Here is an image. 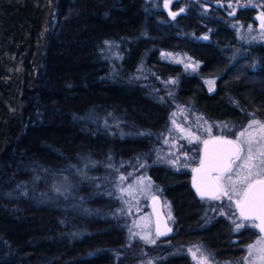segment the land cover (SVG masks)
I'll use <instances>...</instances> for the list:
<instances>
[{"label": "trees", "instance_id": "trees-1", "mask_svg": "<svg viewBox=\"0 0 264 264\" xmlns=\"http://www.w3.org/2000/svg\"><path fill=\"white\" fill-rule=\"evenodd\" d=\"M227 2L176 0L171 19L160 0H0V264H194V245L250 264L258 229L200 199L189 169L154 163L177 107L233 129L264 122V43L238 31L257 10ZM109 173L143 174L174 234L136 235L96 178Z\"/></svg>", "mask_w": 264, "mask_h": 264}, {"label": "rangeland", "instance_id": "rangeland-1", "mask_svg": "<svg viewBox=\"0 0 264 264\" xmlns=\"http://www.w3.org/2000/svg\"><path fill=\"white\" fill-rule=\"evenodd\" d=\"M160 1L162 2V7L164 9V2L169 1L172 7L173 2L176 0ZM227 3L228 9H234V12L238 8H256L257 14L254 18L255 23L250 25L241 24L238 27L239 37L246 41V43H264V0H228ZM182 9L185 11L184 8ZM210 80L215 83L214 78ZM190 112L191 111H188L187 109L185 110V108L183 109L182 107H177L174 111H172L167 130L164 133H161L162 135L155 137L154 139V149L156 150L155 158L157 159L154 160V163L162 161L167 162L175 169H189L192 173V177L195 170L204 167V163L202 162L206 141L208 142L209 140L217 138H228L236 141L239 134L245 129H248L249 124L253 121L257 122V124L253 128L248 129V132L253 136H258L260 131L259 125L264 124L261 119L255 117L251 119L246 128L233 129L232 127L222 126L218 122L215 123L209 121L200 114ZM233 131L234 136H228L227 133H231ZM245 138H247V134ZM128 173H118V179H116V175L112 178L110 173L105 174V176L102 175L103 177L99 175L95 176L96 178H102L107 191L105 194L109 196L112 205H114V203L118 200H121L125 209L124 213L127 215L129 223L134 226L135 229L137 228L134 233L144 239V237H147L145 231L146 228L153 224L152 216L147 213V210H150V201L152 198L159 195L156 191H154V193L148 192L146 189L147 182L145 181L143 174H139L135 178L133 177L134 180H132L133 178H130L131 176ZM233 179H235V176H233ZM256 179H260V177H256ZM89 180L93 185L98 183L97 180H93L92 178H89ZM237 199L238 198L236 196H232L231 199L222 196L220 199H214V205H225L230 212L232 210V212H235L239 216V209L236 205ZM164 203L169 221L171 225L174 226V217L172 216L171 211L166 208L167 203L165 200ZM71 205H74V203ZM230 219L234 222L235 229L237 223L244 224V227L252 226L251 223L249 225L240 217L239 219L238 217ZM242 229L243 227L239 230L242 231ZM246 247L248 248L247 254L249 255V245ZM257 247H259V245H257ZM186 253L189 255L194 264H217V261H215L209 252H207L201 245L188 247ZM146 258H141L137 264H153V259ZM252 258L254 259L255 257L252 256ZM242 261H245L244 258H242L239 262ZM244 264L246 263L244 262Z\"/></svg>", "mask_w": 264, "mask_h": 264}, {"label": "snow or ice", "instance_id": "snow-or-ice-1", "mask_svg": "<svg viewBox=\"0 0 264 264\" xmlns=\"http://www.w3.org/2000/svg\"><path fill=\"white\" fill-rule=\"evenodd\" d=\"M172 15L174 17L176 13H172ZM208 83L212 85L214 81H208ZM209 91H212L211 87ZM256 124L257 122L253 121L249 124L248 129L253 128ZM248 129L242 131L236 141L225 142L232 146L227 158L214 156L209 160V170L218 173L215 177L213 191L209 193L201 191L197 187V192L202 198L206 195H210L213 199H220L222 196L231 199L232 196H236L238 198L236 205L240 209L241 217L250 218L246 215V210L248 212L259 211L260 215L256 218L260 219L261 223H253L252 227L259 228L261 232H264V124L259 125L258 136H253L248 132ZM246 134L247 138H245ZM256 177H260V179H256ZM242 227L244 224H236L237 231ZM169 231L171 230L169 229ZM148 242L155 243L154 240ZM249 256L255 257L250 261V264H264V237L254 245H249Z\"/></svg>", "mask_w": 264, "mask_h": 264}, {"label": "water", "instance_id": "water-1", "mask_svg": "<svg viewBox=\"0 0 264 264\" xmlns=\"http://www.w3.org/2000/svg\"><path fill=\"white\" fill-rule=\"evenodd\" d=\"M164 10L171 19H174L175 17L185 13L184 10L174 11L169 1L164 2ZM172 13H176V15L173 17ZM226 141H234V140L228 138H217V139L209 140L207 144H205L204 146V155H203L204 167L195 170L192 177L193 188L200 199H204V200L213 199L211 198L210 195H206L202 198L201 195L197 192V187H199L201 191H205L209 193L213 191L215 176L218 175V173L209 170V160L214 156L227 158L232 146L225 143ZM150 211L152 215L153 230L155 236L160 240L170 238L174 234L175 230L169 221L168 215L165 211L164 201L162 200L161 197L156 196L151 199ZM239 215H240V209H239ZM246 215H248L250 218L244 219L241 217V215L240 217L244 220H253L257 224L261 223V220L256 218L257 216L260 215L259 211L248 212L246 210ZM169 229L171 231H169ZM258 230L264 236V232H261L259 228Z\"/></svg>", "mask_w": 264, "mask_h": 264}, {"label": "flooded vegetation", "instance_id": "flooded-vegetation-1", "mask_svg": "<svg viewBox=\"0 0 264 264\" xmlns=\"http://www.w3.org/2000/svg\"><path fill=\"white\" fill-rule=\"evenodd\" d=\"M239 212V211H238ZM239 217H240V215H239ZM241 218V217H240ZM242 219V218H241ZM243 221H245V222H247V223H251V225L253 224V223H255V224H257L255 221H253V220H244V219H242ZM258 229V228H257ZM259 231V230H258ZM263 236V235H262Z\"/></svg>", "mask_w": 264, "mask_h": 264}]
</instances>
